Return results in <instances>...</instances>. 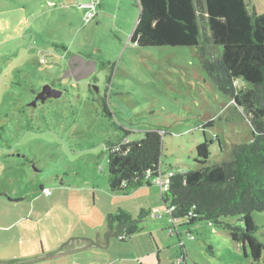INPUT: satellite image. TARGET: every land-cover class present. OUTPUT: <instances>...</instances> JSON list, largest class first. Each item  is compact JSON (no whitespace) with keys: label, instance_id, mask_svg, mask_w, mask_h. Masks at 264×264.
Listing matches in <instances>:
<instances>
[{"label":"rangeland","instance_id":"1","mask_svg":"<svg viewBox=\"0 0 264 264\" xmlns=\"http://www.w3.org/2000/svg\"><path fill=\"white\" fill-rule=\"evenodd\" d=\"M246 1L256 13L264 12V0ZM87 11L93 13L89 19ZM138 13L137 0H0V192L14 201L0 195V223L43 213L47 220L33 223L32 233L48 229L58 235L79 230L86 224L83 216L97 218L106 231L108 214L121 208L135 219L144 202H158L164 192L154 184L127 195L110 192L105 146L123 134L113 123L129 131V141L158 130L165 173L197 168L200 142L210 152L206 165L227 159L234 143L250 142V116L217 90L198 47L129 41ZM202 31L207 34L204 26ZM214 48L221 54L220 46ZM70 55L92 59L95 71L84 79L63 78ZM46 83L61 95L33 104ZM104 95L111 119L102 110ZM163 210L151 211L139 223L140 232L157 221L152 212ZM252 216L255 236L264 244V211ZM162 220L171 221L166 214ZM227 221L238 223L236 217ZM190 229L191 235L180 229L171 237L165 231L164 264H264V249L253 261L248 247L245 255L222 227L200 220Z\"/></svg>","mask_w":264,"mask_h":264},{"label":"trees","instance_id":"2","mask_svg":"<svg viewBox=\"0 0 264 264\" xmlns=\"http://www.w3.org/2000/svg\"><path fill=\"white\" fill-rule=\"evenodd\" d=\"M137 5L138 18L129 41L141 47H198L202 67L217 90L250 116L253 128L249 143H234L230 156L213 165H206L207 143H198L197 168L170 172L167 191L160 193L163 204L173 207L170 214L176 223L181 220L189 226L207 220L209 226L222 227L233 241L248 247L253 261H259L264 244L255 236L258 226L252 215L264 211V12L256 13L246 0H137ZM214 46L222 48L221 54L213 51ZM101 105L111 119L105 95ZM113 124L123 134L105 146L110 192L127 195L143 185L158 186L157 176L166 172L160 162L159 131L148 129L141 139L129 141V131ZM0 195L14 202L4 192ZM149 213L141 209L133 219L119 208L108 214L106 242L120 235L126 240L140 232L139 223ZM228 217H236L238 223H230Z\"/></svg>","mask_w":264,"mask_h":264},{"label":"crops","instance_id":"3","mask_svg":"<svg viewBox=\"0 0 264 264\" xmlns=\"http://www.w3.org/2000/svg\"><path fill=\"white\" fill-rule=\"evenodd\" d=\"M153 194L155 195V189H153ZM49 195H51V193ZM144 203L141 209L148 212L159 209L160 206H164L160 192L158 202L151 198ZM39 214V216H25V218L14 216L10 221L3 223L5 221L3 220V222L0 223L1 261L24 259L57 251L63 243L67 242V240L72 237L88 238L91 239L93 243H96V234L98 233V236L103 239L102 234L106 232L97 218L85 220L83 216H79L86 224L80 225L81 228L77 231L69 230L64 234L58 233L57 235L56 233L52 235L48 229H45L44 231H40L39 235H36L32 233L31 230V228L34 227L33 223L39 224L42 218L45 219V221L47 220L43 213ZM148 216L149 215H147V217ZM24 219H27L29 222L26 223ZM77 220V216L74 217L73 223H76ZM156 220L155 223H146L143 225L142 230L145 229V232L137 233L126 240L117 238V241H114L112 237H110L106 248L90 246L85 250L30 264H164L163 257H161V249H164L163 247H169L168 243L165 242V238H168L166 237L165 231H167L171 237L180 229L181 231L182 229L186 230V233H189L192 225L187 226L186 223L181 220L175 224L172 220V222L169 220H162V218ZM48 225H51L50 221ZM11 229L12 231H10ZM22 229L24 231H22ZM18 245L19 248H15V246ZM24 246L25 251H21V248L23 249ZM154 257L155 260L153 259Z\"/></svg>","mask_w":264,"mask_h":264},{"label":"water","instance_id":"4","mask_svg":"<svg viewBox=\"0 0 264 264\" xmlns=\"http://www.w3.org/2000/svg\"><path fill=\"white\" fill-rule=\"evenodd\" d=\"M96 69V63L92 59H86L81 55H70L68 60L66 61V66L63 70V78L73 79L77 75L80 76L81 79L89 77ZM62 90H57L53 88L50 84H44L40 91L36 94L33 104L40 100L44 102L48 98H57L61 95ZM107 227V225H106ZM103 239L96 234V243H93L91 239L82 238V237H72L67 240V242L63 243L61 247L57 251L24 258V259H14V260H0V264H30L38 261H42L45 259L85 250L87 247L95 246L106 248L108 246V241L105 239V232L102 234ZM244 246V244H242Z\"/></svg>","mask_w":264,"mask_h":264},{"label":"built area","instance_id":"5","mask_svg":"<svg viewBox=\"0 0 264 264\" xmlns=\"http://www.w3.org/2000/svg\"><path fill=\"white\" fill-rule=\"evenodd\" d=\"M92 4H85L84 6H91ZM93 16V13L91 11H87L86 13V19H89L90 17ZM169 175L170 173H165V172H161L159 173V175L156 178V183L158 184V186L160 187L161 192H166L167 191V187L169 184ZM42 192L45 195L50 194V189L45 187L42 189ZM164 210L163 211H154L151 213V217H153L154 219H159L162 218L165 214H167L170 219H171V211L173 209L172 206H170L169 204H165L164 206ZM172 220V219H171ZM173 223L175 224L176 221L172 220ZM119 239H123V235L118 236Z\"/></svg>","mask_w":264,"mask_h":264},{"label":"flooded vegetation","instance_id":"6","mask_svg":"<svg viewBox=\"0 0 264 264\" xmlns=\"http://www.w3.org/2000/svg\"><path fill=\"white\" fill-rule=\"evenodd\" d=\"M52 87H53V85H52ZM37 101H39V100H37Z\"/></svg>","mask_w":264,"mask_h":264}]
</instances>
